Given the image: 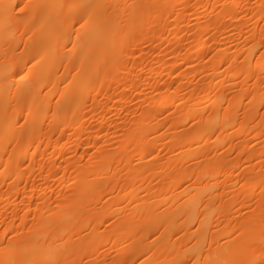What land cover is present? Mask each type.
Segmentation results:
<instances>
[{
  "label": "snow or ice",
  "instance_id": "obj_1",
  "mask_svg": "<svg viewBox=\"0 0 264 264\" xmlns=\"http://www.w3.org/2000/svg\"><path fill=\"white\" fill-rule=\"evenodd\" d=\"M177 7L174 4L146 3L144 0L122 4L104 0H0V36L6 45L4 60L0 63V81H3L0 89V134L12 147L13 153L19 158L26 157V152L17 151L19 145L27 144L31 150L49 116L55 119L63 107L79 106V102L86 96L90 97L92 92L99 96L108 78L119 75L118 66L133 64L128 71L135 72L136 64L127 58L128 51L133 44L136 45L135 51H140V45L151 39L148 33L157 23L167 25L165 13L176 17L179 22L178 13L174 11ZM221 7L230 20L231 15H239L235 12L230 14V10L241 8V5L224 4ZM248 8L254 10L253 15L258 17L260 24H264V0ZM258 35L261 50L255 71L250 64L238 71L234 63L228 60L221 62L228 64L227 71L233 73V78L247 73L245 82L250 86L243 89L239 105L233 100H224L217 108L219 98L213 100L208 96L206 101L199 100L195 114H191L193 110L189 109L187 119L181 116L184 130L176 137L181 151L191 143H195L198 149L205 147L206 142L202 144L201 141L209 131H219L221 114L225 123L233 119L241 123V116L247 119L257 99L259 111L264 112V28ZM252 38L255 39V35ZM58 65L68 75L60 73L64 77L60 81L64 90L53 92L56 88L53 76L59 73ZM182 68L183 64L175 70L179 74ZM188 71L194 73L195 68ZM180 79L183 81L184 77L180 76ZM130 82L131 78L122 79L117 86ZM51 96L58 97L55 111ZM248 97L251 99L245 106L243 101ZM176 99H180L185 107L191 102V98L188 102L183 97ZM108 100L111 102L110 97ZM172 106L179 110L175 102ZM164 110L168 111L167 108ZM256 120L259 127L251 130L264 138V115L254 117L250 123ZM185 131L190 135H185ZM131 134L138 136L139 131L134 128ZM260 145V172L254 175L249 170L243 183L236 181V187L241 189L239 196L243 199L235 190L220 194L221 200L225 195L232 197L225 201L230 219L223 231L208 220L209 205L203 199L188 195L196 192L190 183L192 177L187 174L190 168L183 169L186 179L176 185L182 189L180 203L172 197L157 203L146 196L143 204H136L134 202L139 198L133 196L129 200L131 194L126 193L124 200L128 202L125 204L122 200L119 210L108 208L112 195L104 193L108 200L101 195L103 204L95 199L96 191L102 192L103 189L93 182L96 177L92 174L79 181V196L72 203L65 201L61 206L57 197L55 208L46 209L47 215L39 211L41 205L38 203L35 212L24 205L20 210L23 215H17L19 225L12 221L14 226L6 227L0 233V264H264V139L260 140ZM250 151H255V148ZM148 155L151 156V152ZM243 155L248 156L249 153L243 152ZM88 159L92 160V157ZM190 159L196 161L197 157ZM21 162L27 163V160L21 159ZM196 167L206 178L220 179L224 174L217 171L223 169V165H212L210 160L200 161ZM238 168V165L232 168L237 177L243 171H238ZM110 184L109 181L105 186ZM112 191L114 193L115 189ZM214 191L219 192V187ZM129 206H133V212L141 210L139 215L145 218V223L140 224L135 217H121L120 213ZM177 220L181 223L177 224ZM106 223L113 226L111 234L103 227ZM98 227L103 230L98 231ZM125 239L131 242L130 245L124 244ZM109 247L115 256L108 252Z\"/></svg>",
  "mask_w": 264,
  "mask_h": 264
},
{
  "label": "bare ground",
  "instance_id": "obj_2",
  "mask_svg": "<svg viewBox=\"0 0 264 264\" xmlns=\"http://www.w3.org/2000/svg\"><path fill=\"white\" fill-rule=\"evenodd\" d=\"M104 2L122 4L138 0ZM144 2L178 5L174 11L178 13L179 22L176 17L165 13L166 26L157 23L148 33L151 39L140 45V51H135L136 45L133 44L127 58L136 64L135 72L128 71L133 64L118 66L119 75L108 78L99 96L97 92H92L90 97L86 96L79 102V106L63 107L55 119L49 116L31 150L27 144L18 146L17 151L26 152V157L19 158L13 153L12 147L0 134V233L6 227L14 226L12 221H15L16 226L19 225L17 215H23L20 210L24 205L30 206L35 212L38 203L41 205L39 211L47 215L46 209L55 208L57 197L61 206L65 201L72 203L79 196V181L92 174L96 177L93 182L103 189L102 192L96 191L95 199L100 201L103 195V199L108 200V195H112L108 204L110 210H119L122 200L127 204L128 201L124 200L126 193L131 194L129 200L133 196L139 198L134 202L136 204H143L146 196L157 203L169 197L180 203L182 189L176 185L186 179L183 169L189 168L187 174L192 177L190 183L196 192H189L188 195L203 199L209 205L208 220L214 227L223 231L224 225L229 222L225 201L232 197L225 195L224 200H221L220 194L235 190L237 196L243 199L239 196L241 189L236 187V181L243 183L249 170L254 175L260 172V140L264 138L251 130L259 127V121L250 123L254 117L264 115V112L259 111V99L251 106L247 119L241 116V123L234 119L225 123L221 114L219 131H209L205 135L204 141H201L202 144L206 142L203 148L198 149L195 143H191L181 151L177 147L176 137L184 130L181 116L187 119L189 109L193 110L191 114H195L199 100L206 101L208 96L213 100L219 98L217 108L224 100H233L239 105L243 89L250 86L245 82L247 73L233 78V73L227 71L228 64L221 62L228 60L234 63L238 71L241 67L246 69L249 64L256 70L261 50L258 33L264 24L259 23L258 17L253 15L254 10H249L248 6L259 5L261 0ZM224 4L241 5V8L230 10V14L235 12L239 15L233 14L230 20L227 19L221 7ZM5 47L4 39L0 36V63L4 60ZM189 60L191 63H185ZM181 64L183 68L178 74L175 69ZM68 67L71 68V65ZM191 68H195L194 73L188 71ZM60 73L68 75L63 67H59V73L53 76V83L56 84L53 92L64 90L60 83L64 77ZM180 76L184 77L183 81ZM129 78L130 83L117 86L122 79ZM169 84L174 87H167ZM2 87L3 81H0V89ZM133 88L135 91H131ZM178 96L183 97L185 102L191 98V102L185 107L180 99H176ZM57 98L51 96L53 111L56 110ZM250 99L248 97L243 101L245 106ZM173 102L179 106V110L172 106ZM134 128L139 131L138 136L131 134ZM185 135L190 134L185 131ZM253 148L255 151H250ZM148 152H151V156ZM243 152L249 155L244 156ZM192 156L197 157V160L190 159ZM88 157H92V160ZM21 159H26L27 163H22ZM203 160H210L212 165H223V169H217L224 173L220 179L206 178L202 174L196 164ZM5 164L7 167H4ZM237 165L238 171L243 169L239 177L232 172V168ZM256 179H259L258 175ZM109 181L110 186H105ZM216 187H219V192L214 191ZM100 203L103 204V201ZM132 207L121 212V217L131 216L140 224L145 223V218L139 215L141 210L133 212ZM237 207H240L239 204ZM180 223L177 220V224ZM103 227L109 234L112 233L111 223ZM102 230L98 227V231ZM183 242L187 244V241ZM130 243L124 240V244ZM192 243L195 244V241ZM108 252L115 256L111 247ZM159 258L164 259L163 256Z\"/></svg>",
  "mask_w": 264,
  "mask_h": 264
}]
</instances>
